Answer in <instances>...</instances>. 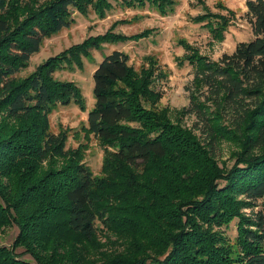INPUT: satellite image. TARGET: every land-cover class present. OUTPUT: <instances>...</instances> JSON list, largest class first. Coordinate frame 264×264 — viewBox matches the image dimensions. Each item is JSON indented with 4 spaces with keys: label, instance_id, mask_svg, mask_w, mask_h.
Instances as JSON below:
<instances>
[{
    "label": "trees",
    "instance_id": "16d2710c",
    "mask_svg": "<svg viewBox=\"0 0 264 264\" xmlns=\"http://www.w3.org/2000/svg\"><path fill=\"white\" fill-rule=\"evenodd\" d=\"M123 3L150 4L165 15L173 1ZM246 6L253 38L233 53L211 60L181 43L180 61L195 68L183 113L195 114L197 136L158 107L154 82L164 71L156 56L146 55L136 69L113 50L97 65L87 131L109 148L103 174L95 176L81 162L82 150L67 149L66 133L50 129L55 106L85 108L79 85L54 73L104 43L138 41L153 30L115 32L116 21L21 76L44 39L73 24L74 12L104 17L112 4L0 0V225L20 230L12 246L0 245V264H264V206L254 218L239 213L264 198V0ZM195 20H208L219 40L229 22L211 12ZM227 134L242 152L224 170L216 149ZM234 217L240 220L232 241L220 228ZM19 246L33 261L16 252Z\"/></svg>",
    "mask_w": 264,
    "mask_h": 264
},
{
    "label": "rangeland",
    "instance_id": "374dc122",
    "mask_svg": "<svg viewBox=\"0 0 264 264\" xmlns=\"http://www.w3.org/2000/svg\"><path fill=\"white\" fill-rule=\"evenodd\" d=\"M168 5V13L162 15L159 10L150 4L145 6H127L123 0H110L112 8L105 16H99L94 11L88 14L74 12L75 21L69 27L44 39L39 52L34 54L29 66L19 75L26 76L33 72L40 63L50 56L61 53L71 45L82 42L90 35L105 33L116 21L115 32L134 34L144 29H152L149 37L140 40L125 42L104 43L98 49H93L90 56H83L82 62H74L70 66L63 65L54 73V78L71 80L81 88L85 108L77 104L57 105L51 113L50 129L54 133L63 131L67 135V149L82 150V163L91 170L93 175L101 176L106 149L93 134L87 131L88 112L93 108L95 96L93 93V73L97 65L113 50H121L129 56V63L136 69L145 64L146 55L157 57L158 66L163 70L162 75L157 73L154 86L162 95L158 107L168 108L172 123H178L183 129L191 130L194 136L199 131L193 129L196 122L195 114H184L185 107L190 105V90L195 75L194 66L183 59L186 53L183 41L197 47L201 54L211 60H218L224 53H233L236 45L241 41L253 38L251 25L246 17L247 0H172ZM231 11V12H230ZM220 13L229 18L223 39H214L213 33L207 25L208 20L197 22L195 17L202 13ZM218 17H213L216 21ZM239 138V137H238ZM242 152V145L238 139L227 134L217 144V158L224 170L231 168L234 158ZM83 153V154H82ZM47 167V165H43ZM243 199L244 196H238ZM264 206V198L241 207L239 213L254 218L258 210ZM27 211L22 208L21 213ZM239 217H234L228 225L220 229L227 238L234 241L237 236ZM20 230L15 223L0 225V245L10 247L16 240ZM105 241L106 239L101 238ZM25 248L19 246L18 253H24ZM23 259L33 261L29 253H24Z\"/></svg>",
    "mask_w": 264,
    "mask_h": 264
}]
</instances>
